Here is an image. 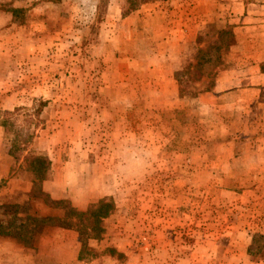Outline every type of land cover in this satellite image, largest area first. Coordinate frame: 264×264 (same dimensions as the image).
<instances>
[{"label": "rangeland", "instance_id": "374dc122", "mask_svg": "<svg viewBox=\"0 0 264 264\" xmlns=\"http://www.w3.org/2000/svg\"><path fill=\"white\" fill-rule=\"evenodd\" d=\"M233 3L0 0V264H264L247 252L264 243V178L225 164L216 119L165 110L149 71L166 21L186 19L159 65L179 98L209 91ZM70 210L98 237L63 228Z\"/></svg>", "mask_w": 264, "mask_h": 264}, {"label": "crops", "instance_id": "0c3cea01", "mask_svg": "<svg viewBox=\"0 0 264 264\" xmlns=\"http://www.w3.org/2000/svg\"><path fill=\"white\" fill-rule=\"evenodd\" d=\"M232 1L234 3L229 10V17L231 23H234L232 31L236 42L231 50L235 54L227 57L226 66L215 75L209 91L198 93L191 101L179 98L177 87L172 81L174 72L169 62L164 66L159 65V55L165 54L170 60L171 51L184 42L182 33L187 30L186 19L183 24L166 21V26L171 23L169 27L165 26V32H169V36L163 34L161 37H165V42L156 45L159 48L165 46L166 49L158 51L155 56L157 65L149 71L155 79L165 80L169 87L168 94L167 91L159 94L167 104L165 110L181 111L189 105L195 110L197 120L208 122L216 119L218 125L223 127L219 133L223 134L221 140L225 154L222 158L227 160L225 164L230 165L237 174L247 176L249 180L254 176L263 179L264 0ZM137 13L139 12L131 14ZM180 20L179 18L178 21ZM247 183L251 184L253 181ZM46 190L51 193L49 189Z\"/></svg>", "mask_w": 264, "mask_h": 264}, {"label": "trees", "instance_id": "16d2710c", "mask_svg": "<svg viewBox=\"0 0 264 264\" xmlns=\"http://www.w3.org/2000/svg\"><path fill=\"white\" fill-rule=\"evenodd\" d=\"M127 13L128 12H126L125 14H127ZM233 25H234L233 22L232 23H229V26L231 28L233 27ZM230 39H231V43H230V51H229L228 55L235 54V52L232 51L231 49H232L233 45H235L236 39H235V35L232 34L231 32H230ZM177 81H178V79H177ZM179 86H180V84H179ZM15 144H17V142H15ZM16 149H19V148H17V146H16ZM55 204H59V203H55ZM103 207H105V206H103ZM87 212H88L87 210L84 211V212H76L74 210L68 211L67 215L63 217L64 220L61 222L62 227L63 228H73V229H76L77 232H78L79 237L82 234L83 235L85 234V238H94V237L97 238L98 235H99V233H100V231H101V229L97 225L98 224V221L97 220H86L85 221V218L82 219V217H85V216H88L89 215ZM100 213H101V215H103L104 211H101ZM70 216H73L75 218H78L77 219V222L71 223V222H74L75 220L72 217H70ZM70 218L72 220H70ZM86 230L89 233H95L96 232L97 234L94 235V237H93L91 234L86 233ZM255 238L260 239L261 236L260 235H253L251 237L250 242H249V245L247 246V252H248V254L250 256H252L253 258H255V260H258V261L259 260H264V243H262V246L261 247L254 248V244H255V240H256Z\"/></svg>", "mask_w": 264, "mask_h": 264}]
</instances>
